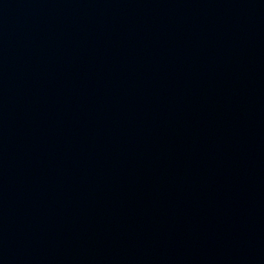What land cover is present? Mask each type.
<instances>
[{
  "label": "water",
  "instance_id": "95a60500",
  "mask_svg": "<svg viewBox=\"0 0 264 264\" xmlns=\"http://www.w3.org/2000/svg\"><path fill=\"white\" fill-rule=\"evenodd\" d=\"M0 264H264V0H0Z\"/></svg>",
  "mask_w": 264,
  "mask_h": 264
}]
</instances>
